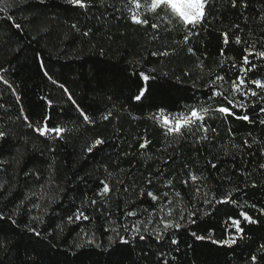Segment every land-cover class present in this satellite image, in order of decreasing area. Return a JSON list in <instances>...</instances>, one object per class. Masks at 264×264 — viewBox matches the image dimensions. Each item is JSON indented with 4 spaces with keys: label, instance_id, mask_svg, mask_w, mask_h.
Instances as JSON below:
<instances>
[{
    "label": "trees",
    "instance_id": "trees-1",
    "mask_svg": "<svg viewBox=\"0 0 264 264\" xmlns=\"http://www.w3.org/2000/svg\"><path fill=\"white\" fill-rule=\"evenodd\" d=\"M153 2L0 0V264H264V0Z\"/></svg>",
    "mask_w": 264,
    "mask_h": 264
},
{
    "label": "snow or ice",
    "instance_id": "snow-or-ice-1",
    "mask_svg": "<svg viewBox=\"0 0 264 264\" xmlns=\"http://www.w3.org/2000/svg\"><path fill=\"white\" fill-rule=\"evenodd\" d=\"M72 3L76 4V5H80V6H86L84 5V0H71ZM160 5H164V6H168L171 7V9L173 10V12L175 14H177L179 16V18L182 20V22L185 25H197L201 22V20L203 19L205 12L204 9L206 7V0H154L153 2V9H155L157 6ZM232 5L233 7L237 6V0H232ZM139 6V5H137ZM133 20L136 21L137 17L133 16ZM139 22V21H137ZM16 28H20L21 26L19 24L15 25ZM158 25H153V28H157ZM225 39L227 41V37H228V33H225ZM188 37L185 36V40L187 41ZM237 43L240 42V38L237 37ZM189 51H191V49H189ZM253 53L251 51H249L248 49H246V55L243 58V63L245 65H248L250 63L248 57L251 56ZM257 56L259 57H264V51L258 52L256 53ZM252 68H255V65H252ZM251 70V69H249ZM0 71H3L2 69H0ZM241 71L243 72L244 69H241ZM224 77H220L217 76V80H223ZM239 80V83H236V81H233V85H232V91L234 93H239L241 92V86L245 84V80L242 77H238L237 78ZM0 81H2L5 85L9 86L10 88L12 87V85L9 83V81L5 80L2 76H0ZM251 84H254L256 87L260 88V89H264V82H262L261 80H253L250 82ZM61 87H63L61 85ZM67 91V90H66ZM213 96H219L222 95V93H220L217 90H213L212 92ZM245 97H247L248 95H251L253 97H255L257 95V93L251 89L248 90V92L244 93ZM71 95L69 94V99H71ZM137 99H140L139 96L136 97ZM229 104H234L233 100H229L228 101ZM235 106H239V107H243V102H239L237 104H235ZM78 110L81 111V114L84 116V119L87 121L89 119V117L84 114L83 110L79 109ZM201 111L206 112L207 109H202ZM218 111L221 113H229L230 109L228 107H219ZM261 112H264V109H261ZM192 118H199V119H203L202 116L198 117V111L196 109H193L192 112L190 113V116L188 118H186L189 122L191 121ZM105 119H107V117H105ZM244 120H248L249 117L248 116H244L243 117ZM165 123H168V118H165ZM261 124H264V120L260 121ZM184 126V124L182 123L181 120H177L176 121V126L175 128H169L170 132H179L181 127ZM203 127V125H202ZM37 132H39L41 135L45 134L46 131H52L55 132L58 136L65 131L64 128L61 127H55L53 129H48L46 126L45 128H37L36 129ZM204 131H208L207 129H204ZM6 134L3 131H0V138H3ZM96 145H99L101 143H103V141L101 140H96ZM141 147H144V145H141ZM89 151H91V148L89 149ZM261 167H264V165H262ZM196 177L193 176V180H195ZM109 191V187L107 184L103 185V192L107 193ZM150 197H152L153 199H155L156 197L152 195V193L148 194ZM207 202V201H206ZM94 203V202H93ZM262 213H264V208H262L260 210ZM129 215H134L135 213H128ZM191 215V214H190ZM241 215L243 216L244 220L248 221L249 223H256L257 221H255L251 216H249L246 212H242ZM2 218V217H0ZM87 219L86 216H84L83 213H81L79 216L76 217L77 220L79 219ZM69 222H71L73 220V217H68ZM240 220H233V224L236 228V232L238 234H242L243 233V229L240 227ZM165 229H167L168 227H179L178 224H171L170 222H165L164 224ZM136 231H139V229L137 228ZM123 240V238H121ZM94 241H89V243H93ZM126 243V241H124ZM175 242V241H173ZM236 240L230 238L228 241H225V243H235ZM75 247L80 248L81 245L77 244L75 245ZM261 249H264V244H262ZM252 261L255 262L257 261V257L255 255L252 256Z\"/></svg>",
    "mask_w": 264,
    "mask_h": 264
}]
</instances>
